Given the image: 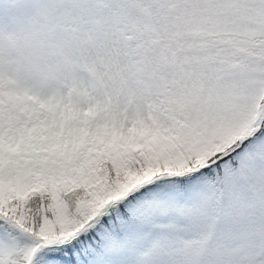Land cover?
I'll use <instances>...</instances> for the list:
<instances>
[{
    "label": "snow or ice",
    "instance_id": "6c2138e0",
    "mask_svg": "<svg viewBox=\"0 0 264 264\" xmlns=\"http://www.w3.org/2000/svg\"><path fill=\"white\" fill-rule=\"evenodd\" d=\"M0 264H264V0H0Z\"/></svg>",
    "mask_w": 264,
    "mask_h": 264
}]
</instances>
